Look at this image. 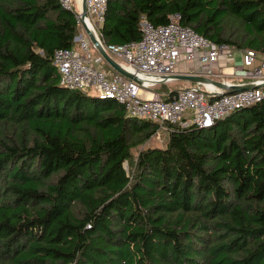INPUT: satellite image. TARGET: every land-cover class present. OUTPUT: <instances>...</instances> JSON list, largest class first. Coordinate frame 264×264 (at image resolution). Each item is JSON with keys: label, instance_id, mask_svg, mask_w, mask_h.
Instances as JSON below:
<instances>
[{"label": "trees", "instance_id": "1", "mask_svg": "<svg viewBox=\"0 0 264 264\" xmlns=\"http://www.w3.org/2000/svg\"><path fill=\"white\" fill-rule=\"evenodd\" d=\"M175 13L264 56V0H109L100 36ZM79 33L60 0H0V264H264V101L145 147L159 123L61 84Z\"/></svg>", "mask_w": 264, "mask_h": 264}, {"label": "built area", "instance_id": "2", "mask_svg": "<svg viewBox=\"0 0 264 264\" xmlns=\"http://www.w3.org/2000/svg\"><path fill=\"white\" fill-rule=\"evenodd\" d=\"M85 1L87 16L83 18V0L80 3L78 0H60L64 8L76 13L81 33L75 37V41L81 43L84 51L82 53L74 47L55 51L54 63L59 68L63 86L81 91L92 88V94L114 99L123 105L129 116L159 123L160 130H169L168 124L180 128L191 125L210 127L237 109L264 101V58L257 51L215 43L194 28L181 24L180 13L171 15L169 23L162 25H155L142 16L140 40L121 45L106 44L100 36V26L105 19L109 0ZM86 27L109 54L116 56L142 82L97 66L89 47L90 41L85 37ZM235 50L242 52L241 65H236L230 59ZM196 60L204 65L206 70L203 75L209 78H223L221 81L230 84L252 82L255 86L223 92L217 87L210 89L207 84L196 83L178 89L169 99L154 91L158 84L175 80L173 76L182 61ZM223 60L226 61L221 65ZM225 77L241 81H229ZM143 91L150 96H143ZM187 112H191L190 118L185 117Z\"/></svg>", "mask_w": 264, "mask_h": 264}, {"label": "water", "instance_id": "3", "mask_svg": "<svg viewBox=\"0 0 264 264\" xmlns=\"http://www.w3.org/2000/svg\"><path fill=\"white\" fill-rule=\"evenodd\" d=\"M87 16V7H86V1L83 0V18ZM86 31L92 40L94 46L96 49L99 51L101 54V57L106 60L116 71L120 72L121 74L141 83L142 79L135 73L131 72L128 70L124 65H122L119 61H117L115 58H113L102 46L98 38L95 36V34L88 28L86 27ZM174 79H179V80H185L189 82H194V83H203V84H212L215 87H217L220 90H223V92L227 91H240L243 89H250L255 86L252 82H247L243 84H230L225 81H220V80H215L212 78H209L206 75L203 74H175L173 76Z\"/></svg>", "mask_w": 264, "mask_h": 264}, {"label": "rangeland", "instance_id": "4", "mask_svg": "<svg viewBox=\"0 0 264 264\" xmlns=\"http://www.w3.org/2000/svg\"><path fill=\"white\" fill-rule=\"evenodd\" d=\"M74 7L75 9L76 8V5L74 3ZM81 33V32H80ZM79 33V34H80ZM85 37L87 40L90 41L89 43V47H90V50H91V53H92V57L96 63L97 66L99 67H102L104 70H113V67L107 62L105 61L104 59H101V54L99 53V51L95 48L92 40L90 39L89 35L87 32H85ZM75 49H77L78 51L80 52H84L81 48V43L80 42H77L74 46ZM217 80H223V78H216ZM234 78L232 77H228L226 78L225 77V80H233ZM237 81H240V79H237ZM192 83L190 82H187V81H176V80H173L171 82H166V83H161L159 85H157L155 89L156 92L158 93H167L170 91V89H182V88H186V87H189V86H192L191 85ZM196 84V83H194ZM93 89L92 88H87L86 89V92L87 93H92ZM174 91V90H173ZM189 113V112H187ZM187 113H185V117L186 118H190V116H187ZM168 138H169V133H167V131L165 129H162L160 131H158L157 133H155L151 138L150 140L146 143L145 147H148V146H160V147H164L166 144H167V141H168ZM137 154V150H135V155ZM126 168L129 170V164L126 163Z\"/></svg>", "mask_w": 264, "mask_h": 264}, {"label": "crops", "instance_id": "5", "mask_svg": "<svg viewBox=\"0 0 264 264\" xmlns=\"http://www.w3.org/2000/svg\"><path fill=\"white\" fill-rule=\"evenodd\" d=\"M113 58H115L117 61H119L120 62V60L116 57V56H114V55H112V54H110ZM261 58H264V56L262 55L261 56ZM233 62H235L236 63V65H241L242 64V52L240 51V50H235L234 51V53H233V56H232V58H230ZM231 60H227V61H231ZM106 61V60H105ZM225 61L226 60H223V61H221V65L223 64V63H225ZM121 63V62H120ZM122 64V63H121ZM205 67H204V65L200 62V61H198V60H196V61H194V62H185V61H182L179 65H178V68H177V73L176 74H204L205 73ZM108 71V70H107ZM112 71H116L114 68H113V70H109V72H112ZM176 81H178L179 79H175ZM234 81H237V79H233ZM179 81H181V80H179ZM182 81H185V80H182ZM241 81V80H240ZM187 82H189V81H187ZM238 82V81H237ZM190 83H192L191 85H194V82H190ZM156 88H158V87H156ZM155 88V89H156ZM177 91L176 89H170V91L169 92H167V93H163L162 94V96L165 98V99H168V98H170L171 96H169V94L172 92V91ZM143 96H150V94L149 93H147V92H145V91H143ZM191 115V112H189V113H187V116H190Z\"/></svg>", "mask_w": 264, "mask_h": 264}, {"label": "bare ground", "instance_id": "6", "mask_svg": "<svg viewBox=\"0 0 264 264\" xmlns=\"http://www.w3.org/2000/svg\"><path fill=\"white\" fill-rule=\"evenodd\" d=\"M78 2L80 3L81 2V0H78ZM208 86V88H210V89H215V86L214 85H212V84H207Z\"/></svg>", "mask_w": 264, "mask_h": 264}]
</instances>
